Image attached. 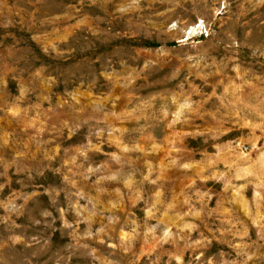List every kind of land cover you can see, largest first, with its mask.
Instances as JSON below:
<instances>
[{"label": "rangeland", "instance_id": "obj_1", "mask_svg": "<svg viewBox=\"0 0 264 264\" xmlns=\"http://www.w3.org/2000/svg\"><path fill=\"white\" fill-rule=\"evenodd\" d=\"M0 264H264V0H0Z\"/></svg>", "mask_w": 264, "mask_h": 264}]
</instances>
